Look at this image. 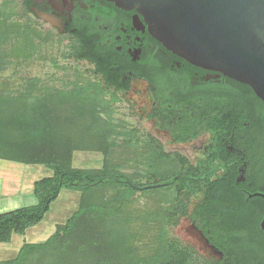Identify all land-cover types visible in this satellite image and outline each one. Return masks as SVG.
<instances>
[{"label": "trees", "instance_id": "1", "mask_svg": "<svg viewBox=\"0 0 264 264\" xmlns=\"http://www.w3.org/2000/svg\"><path fill=\"white\" fill-rule=\"evenodd\" d=\"M13 15L10 2H4L0 6V74L9 66L29 60L35 48L34 40L39 39L37 33L28 26L23 27ZM18 41H22L21 55L18 54ZM158 46L175 57L160 44ZM97 71L105 76V70L97 67ZM146 77L149 79L148 75ZM241 87L250 92L263 114V103L249 87ZM102 97L103 89L93 84L49 88L40 87L38 79H31L21 89L11 90L9 82L0 79V160L42 166L52 172L50 177L34 183L33 195L37 200L34 206L0 214V244H9L14 234L24 235L27 229L41 223L62 190L80 194L78 209L64 224L56 226L52 236L40 244H24L13 259L0 264H200L167 239L162 229L154 243L146 246L147 252L141 251L146 245L141 242L145 223L154 221L156 216L136 214L126 204L143 191L141 180L146 177L149 184L155 179L167 182L166 191L178 182L181 194L186 190L185 194L194 197L207 187L203 199L195 204L191 213H188L187 204L179 202L168 206L161 204V210L155 214H158L156 220L170 221L177 211L183 212L207 243L221 254L215 264H264V232L260 228L264 198L249 197L256 194L258 183L264 179V141L244 146L246 160L252 168L247 192L239 190L235 183L237 163L231 165L221 143H217L210 157L187 173L164 175L165 179L159 177L157 159L161 158L164 169L169 162L167 158L157 157L152 149L147 162L148 174L137 170L129 174L124 172L125 167L144 164L142 152L137 149L133 161L115 162L119 137L123 136L127 147L132 143L119 130V124L110 116L108 102ZM223 122L221 116L211 120L208 128H196L195 135L190 138L206 130L218 136ZM260 132L264 139L262 118ZM187 139L179 137L175 141L184 143ZM75 152L101 154V168H73ZM229 168L231 176L209 181L217 170L225 169L228 173ZM229 178L230 182L226 181ZM116 196L118 202L114 200ZM169 198L164 196L163 201Z\"/></svg>", "mask_w": 264, "mask_h": 264}, {"label": "flooded vegetation", "instance_id": "2", "mask_svg": "<svg viewBox=\"0 0 264 264\" xmlns=\"http://www.w3.org/2000/svg\"><path fill=\"white\" fill-rule=\"evenodd\" d=\"M15 1L22 14L31 16L45 32H53L57 37L76 44L80 57L94 66L97 77L106 86L123 92L131 91L133 84L145 87L148 104L142 107L141 113L144 122L150 123L152 127L144 136L147 139L141 155L144 175H147L149 169L146 161L152 149H155L158 157L168 159L166 169L163 168L164 163L157 169L159 177L165 179L164 175L178 176L194 169L198 163L211 156L217 143H221L227 160L232 161L233 166L237 163L234 180L239 190L249 191L251 183L248 176L252 168L246 160L244 146L250 142L264 141L260 132L264 112L260 114L258 102L248 90L241 87L245 85L168 55L148 34L141 17L137 19L134 11H122L104 0ZM97 67L106 71L105 76L98 73ZM220 116L224 118V127L218 136L206 130L190 138L195 135L196 128H208L211 120ZM179 137L189 139L179 143L175 141ZM200 142L203 145L199 150L192 156H183L184 159L172 157L162 147L164 143L186 146ZM185 161L189 166L182 170ZM207 171L210 175V171ZM231 173V168L228 173L225 169H219L215 175L210 176L209 181L216 182L231 176ZM147 178L141 188L144 193L151 190L161 193L168 188L165 187L167 182H156L159 179H155L149 184ZM226 181L230 182V178ZM175 187H179L178 182ZM207 190L204 186L198 197L185 194L187 192L183 190L182 194L187 199L183 204H191L189 200L196 199L192 212ZM255 192L249 197L264 195V179L258 183Z\"/></svg>", "mask_w": 264, "mask_h": 264}, {"label": "rangeland", "instance_id": "3", "mask_svg": "<svg viewBox=\"0 0 264 264\" xmlns=\"http://www.w3.org/2000/svg\"><path fill=\"white\" fill-rule=\"evenodd\" d=\"M4 2H10L12 5L14 20L23 27L28 26L34 33H37L39 39L34 40L35 48L29 60H22L15 67L9 66L4 73L0 74L2 82H9V88L11 90L21 89L25 82L31 79H38L40 81V87L62 88L66 85L71 88L72 85L77 83L80 85L93 84L95 87L102 88V99L108 102V110L111 112L110 116L116 124H119V130H122L127 135L125 138H129L132 143L130 147H127L128 145H124L122 141L123 136H120L117 141V143H120V147L115 152L114 160L115 162H122L127 159L133 161L135 159V151L137 149H139V152L143 151L146 145L145 141H147L144 138L145 133L152 127L150 123L146 124L144 122L143 113H141L142 107L148 104L145 87L142 84H133L131 91L123 92L115 91L114 88L106 86L101 78L97 77L94 66L80 57L76 44H72L70 40L63 39L62 37H57L53 32H45L43 27L36 25L31 16L22 14L23 12L15 0H0V6ZM21 43L22 41L17 42L19 55H21L23 49L21 48ZM103 117L106 116L103 115ZM202 145V142L186 146L164 143L162 147L172 157L179 156L184 159L183 156H192ZM149 159L150 155L146 162ZM160 165L161 160L157 159V166L161 167ZM14 166H20L23 170L27 169V171L23 173L20 169L19 174H17L14 171L18 169L14 170ZM72 166L75 169L83 170L100 169L102 166V155L96 152H75L73 154ZM188 166L185 161L184 167L181 169L186 170ZM136 170L138 173H141L143 170L142 165H137V167L133 165L132 167L124 168V172L129 174ZM49 173L52 175L49 169L42 166H28L0 160V189H2L0 193H8L15 190L16 187L12 186V181L14 180L11 182L6 181V179L9 180L13 176H16V179L19 178V181L22 182L24 187L30 180L36 179L38 181L45 178V176L47 177ZM141 181L144 183L146 179H142ZM177 191L178 188L173 187L168 191L163 189L161 193L152 191L148 193L139 192L126 205L130 211H135L136 214H142L144 217H149L151 214L157 218L158 214L156 215L155 212L161 210V204H167L165 206H168V204L172 203H186V195ZM69 192L71 191L63 190L61 197L59 196L60 198L58 197L52 203L51 210L49 209L50 212L46 215L48 220H52L55 217V211L57 212L58 209L59 211H63L66 204L60 203L65 194ZM164 196H169V201L164 202ZM76 199H78V195ZM114 200L118 202L119 198L116 196ZM189 201L191 204H187L188 213L191 212L192 205L196 199L191 198ZM72 206V209H68V214H64L65 222L78 209L79 204ZM156 218L154 221L145 223L144 236L141 238V242L143 245H146L141 251L147 252L146 246L154 243L155 236L162 229L165 231L167 239L177 244L182 251L188 252L192 259L198 261L200 264H215V262L220 260V254L194 229L189 219L180 210L177 211L174 219L170 221H167L165 218L156 220ZM20 242L21 235L14 234L9 244H0V262L13 259L18 253V245Z\"/></svg>", "mask_w": 264, "mask_h": 264}, {"label": "water", "instance_id": "4", "mask_svg": "<svg viewBox=\"0 0 264 264\" xmlns=\"http://www.w3.org/2000/svg\"><path fill=\"white\" fill-rule=\"evenodd\" d=\"M104 1L134 11L166 51L249 87L264 105V0Z\"/></svg>", "mask_w": 264, "mask_h": 264}, {"label": "crops", "instance_id": "5", "mask_svg": "<svg viewBox=\"0 0 264 264\" xmlns=\"http://www.w3.org/2000/svg\"><path fill=\"white\" fill-rule=\"evenodd\" d=\"M15 173L19 174V170L21 169L23 173H26V170H23L20 166H14L13 168ZM43 169V168H42ZM50 173L47 174V177H50ZM46 177V176H45ZM16 176L6 179V181H12V186L16 187L14 191H10L8 193H0V214L6 213L12 210H16L22 207L34 206L37 203L35 196L33 195V185L37 181L36 179L30 180L27 182L24 187L22 182L19 181V178L16 179ZM1 180V179H0ZM1 183V182H0ZM32 184V185H31ZM1 187V184H0ZM2 189H0L1 191ZM63 191V190H62ZM61 191V192H62ZM60 192L59 196L61 197L62 193ZM78 195V199H76ZM58 196V197H59ZM59 197V198H60ZM54 203V202H53ZM60 204H66L63 211L57 210L55 211L56 215L52 218V220H48L45 215L43 221L29 229H27L24 235H21V242L18 245L19 249L24 244H40L45 242L50 236H52L56 231L57 225H62L65 223L64 214H68V209H72V205L79 204V193L71 191L63 197V200ZM52 204L50 206L51 210ZM68 207V208H67ZM50 210L48 212H50ZM58 217V218H57ZM14 235L11 238L13 239ZM47 237V239H46ZM46 239V240H45ZM14 258V257H13Z\"/></svg>", "mask_w": 264, "mask_h": 264}]
</instances>
